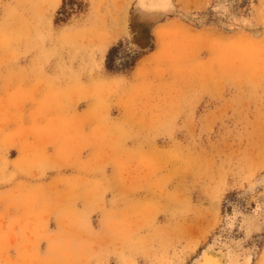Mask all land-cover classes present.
I'll return each mask as SVG.
<instances>
[{"label":"rangeland","instance_id":"374dc122","mask_svg":"<svg viewBox=\"0 0 264 264\" xmlns=\"http://www.w3.org/2000/svg\"><path fill=\"white\" fill-rule=\"evenodd\" d=\"M218 238L264 264V0H0V264Z\"/></svg>","mask_w":264,"mask_h":264},{"label":"bare ground","instance_id":"6f19581e","mask_svg":"<svg viewBox=\"0 0 264 264\" xmlns=\"http://www.w3.org/2000/svg\"><path fill=\"white\" fill-rule=\"evenodd\" d=\"M219 239H213L215 242L209 245L201 257L195 260L194 264H253V255L249 252L250 250L243 247L241 240L228 241ZM224 239L226 238L224 237Z\"/></svg>","mask_w":264,"mask_h":264},{"label":"trees","instance_id":"16d2710c","mask_svg":"<svg viewBox=\"0 0 264 264\" xmlns=\"http://www.w3.org/2000/svg\"><path fill=\"white\" fill-rule=\"evenodd\" d=\"M110 57V56H109ZM108 61H109V59H108Z\"/></svg>","mask_w":264,"mask_h":264}]
</instances>
